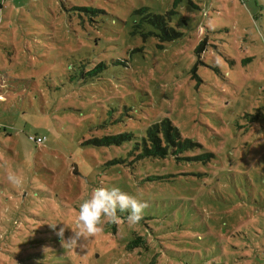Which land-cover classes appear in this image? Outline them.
Listing matches in <instances>:
<instances>
[{
	"label": "rangeland",
	"instance_id": "1",
	"mask_svg": "<svg viewBox=\"0 0 264 264\" xmlns=\"http://www.w3.org/2000/svg\"><path fill=\"white\" fill-rule=\"evenodd\" d=\"M165 119L195 146L88 144ZM114 186L142 219L66 242ZM0 264H264V0H0Z\"/></svg>",
	"mask_w": 264,
	"mask_h": 264
},
{
	"label": "trees",
	"instance_id": "2",
	"mask_svg": "<svg viewBox=\"0 0 264 264\" xmlns=\"http://www.w3.org/2000/svg\"><path fill=\"white\" fill-rule=\"evenodd\" d=\"M172 12H167L165 15H152L147 14L146 20L154 26V30L160 35L156 34L162 42H170L180 38L181 34L176 32L174 28L170 26L169 16ZM102 67L103 64H99ZM97 73L92 71L90 74ZM133 143V150L138 152L137 157L139 159L153 158V159H166L169 156H175L181 154L195 146L190 140L181 137L178 128H176L168 119L163 120L160 123L150 126L144 137L137 140L132 133H123L118 135L104 136L100 139H93L88 142L89 145L95 147L102 146H121L124 142ZM185 160H192V158H184ZM117 162V161H115ZM139 238H137L132 244H137ZM129 247H131V245Z\"/></svg>",
	"mask_w": 264,
	"mask_h": 264
},
{
	"label": "clouds",
	"instance_id": "3",
	"mask_svg": "<svg viewBox=\"0 0 264 264\" xmlns=\"http://www.w3.org/2000/svg\"><path fill=\"white\" fill-rule=\"evenodd\" d=\"M147 207L146 202L137 200L119 187H97L87 199L79 204L76 217L78 230L66 242L77 244L78 239L87 240L90 237H95L101 231L100 225L104 220L113 223L119 222L121 216L118 213H127V222L136 224L142 219ZM63 233L64 228H61L58 235L63 236Z\"/></svg>",
	"mask_w": 264,
	"mask_h": 264
},
{
	"label": "built area",
	"instance_id": "4",
	"mask_svg": "<svg viewBox=\"0 0 264 264\" xmlns=\"http://www.w3.org/2000/svg\"><path fill=\"white\" fill-rule=\"evenodd\" d=\"M30 140L36 144H42V143H44L45 138H30Z\"/></svg>",
	"mask_w": 264,
	"mask_h": 264
}]
</instances>
